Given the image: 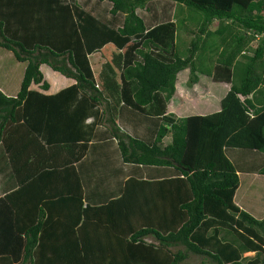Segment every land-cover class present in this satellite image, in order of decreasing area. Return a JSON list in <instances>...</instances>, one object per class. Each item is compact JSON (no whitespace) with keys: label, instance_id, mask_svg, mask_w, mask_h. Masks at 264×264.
<instances>
[{"label":"trees","instance_id":"16d2710c","mask_svg":"<svg viewBox=\"0 0 264 264\" xmlns=\"http://www.w3.org/2000/svg\"><path fill=\"white\" fill-rule=\"evenodd\" d=\"M110 43L129 45L115 109L113 84L98 85L89 60ZM15 63L25 66L16 79ZM43 64L76 83L31 90L50 87ZM188 68L191 85H230L218 111L169 112ZM14 124L36 138V162L9 152ZM0 152V264H56L48 238L64 212L73 228L59 264H264L262 187L251 183L264 180V0H0ZM248 181L257 197L240 192ZM27 207L31 219L15 216ZM133 216L142 225L127 231Z\"/></svg>","mask_w":264,"mask_h":264},{"label":"rangeland","instance_id":"374dc122","mask_svg":"<svg viewBox=\"0 0 264 264\" xmlns=\"http://www.w3.org/2000/svg\"><path fill=\"white\" fill-rule=\"evenodd\" d=\"M192 26V25H191ZM194 27V26H193ZM158 32V29L155 28L153 29L152 31L149 32V34L153 35V34H156ZM180 33V32H179ZM182 38H185L187 41L191 40V35L189 34V32H183L182 31ZM180 35V34H179ZM194 36V35H193ZM133 45H131V48H132ZM135 48L139 47L140 44H136L134 45ZM115 48L114 51H112V53L109 51L111 49ZM116 51V52H115ZM120 51L119 49H117L114 45H110L108 47V49H106L105 52H100L98 53L96 51L95 54L92 55L91 57V60H92V65L94 67V69L96 70V75H97V79H99V83L103 82V80H105L106 78L109 79V81L113 84L114 88H113V94H107V97L110 98V101L114 107V109L120 105V101H122L124 99V80H123V76H122V73H123V70L124 68L127 66V62L126 60L123 59V56L120 55ZM98 53V54H97ZM214 55L216 54H213V53H210L209 51L206 52L205 54V59L207 58H213ZM100 66V69L97 70V67ZM24 68L25 66L22 64V65H19L18 63H15V64H11L9 65V72L11 73L12 77H14V79L18 78L19 76V73L22 72L23 74V71H24ZM184 73H186L185 71L181 73V75H183ZM201 79L200 81L205 84V87L204 85H201L200 83H198L199 85H201V89L204 87V90H203V94L206 92V91H213L214 94L215 92H224L226 91V88L224 86V84H219V83H211V80L208 78V77H205V76H200ZM189 78V71L188 73H186L185 75L181 76L180 77V80H184L183 82L186 81V79L188 80ZM13 79V80H14ZM46 79V77H45ZM62 77L60 75H56V79L55 81L52 80V84H53V88L55 90H59L60 88V85H61V80ZM182 82V81H181ZM98 83V85H100ZM182 89V88H180ZM201 89H198L201 90ZM187 90V89H185ZM193 91V90H192ZM192 91H189L187 92L186 96H187V100L185 99V105L184 107L185 108H188V107H192L193 105H191L190 103H187L188 101V98L189 96L191 95ZM190 93V94H189ZM182 94V93H181ZM216 94L214 95L215 99H216ZM204 97H206V95H204ZM219 97H222L220 96L219 94ZM218 97V99H219ZM185 98V97H183ZM213 99V101H204L203 102V98L198 99V105H197V108L200 109V112H196V111H191L193 113H202V115H208V114H211V113H214L218 110L220 104H216V100ZM218 102V101H217ZM190 104V105H189ZM178 103L175 104V108L178 107ZM217 105V106H216ZM218 107V108H217ZM183 108V107H182ZM199 109H197L199 111ZM169 110V109H168ZM170 111H177L176 109H171L169 110ZM184 112V111H183ZM180 114V113H178ZM181 114H183L181 112ZM187 115V114H185ZM191 115V114H189ZM21 133H19V135H15V137H17L18 139L21 138ZM257 179H259L257 181L258 185H260L262 187L261 189V193H262V196L260 198H263V201H264V180L263 178H254L252 177L251 178V183H253L254 181H256ZM249 181L246 183V184H243V186L240 188V192H244V191H247V193L249 194V197L255 193V197H257V192H259L257 189L255 188H252L251 191H249L246 187H248L249 185ZM47 185V184H46ZM239 194V193H238ZM238 198H237V203L238 204H242V206L246 209V211L248 212H251L253 214H256L255 213V210L253 208V205L251 203L252 200L254 199H250V198H244L243 197V200H241L240 198V195H238ZM260 195V194H259ZM259 198V199H260ZM256 203H260V201H255ZM259 204H257L256 206H258ZM64 215H60V218L64 219L65 217V221L60 223V222H57V225H56V230H54V235H52L50 238H48V247H49V255H51L50 257L55 261L56 264H59L60 262V257L61 255L63 254L64 255V252H65V249L68 248L67 245H66V239L64 237V233L67 232V231H70L72 228H73V221L71 219V216H69L67 213H63ZM66 214V215H65ZM123 216H126L128 217L127 213L123 214ZM60 223V224H59ZM127 231H130L133 229H139L142 225V222L141 221H137V219L133 216L131 218V222L129 224ZM112 228V227H111ZM113 230V229H111ZM55 235H57L55 237ZM71 240V239H70ZM145 246L149 245V244H158L157 240L154 239L153 237H147L145 238ZM177 249H174V248H171L170 251L171 252H175ZM143 252V250H142ZM141 252V253H142ZM255 255V252H248V253H245L244 256L245 257H253ZM144 259V258H143ZM141 259V261H139L137 264H144V260ZM188 261L192 262L193 264H201V262H208L206 261V259L204 257H201V256H195V255H191L189 258H188Z\"/></svg>","mask_w":264,"mask_h":264},{"label":"crops","instance_id":"0c3cea01","mask_svg":"<svg viewBox=\"0 0 264 264\" xmlns=\"http://www.w3.org/2000/svg\"><path fill=\"white\" fill-rule=\"evenodd\" d=\"M171 22H173V23H176L177 22V19H176V17H174L173 18V20L171 21ZM217 28H218V23L217 22H214L210 27H209V29L211 30V31H217ZM178 32V31H177ZM190 35H191V40L196 36L194 33H189ZM194 35V36H193ZM206 35H203V37H205ZM178 39V38H177ZM185 39V38H184ZM191 40H189V42H191ZM112 43H110V44H107L105 47H103L102 49H100V50H97V52L98 53H100V52H105L106 51V49H108V47L111 45ZM190 44V43H189ZM113 45V44H112ZM129 46V45H128ZM125 47L124 49H122L121 51H120V55L121 56H123V59L124 60H127V50L129 49V47ZM109 49H111V48H109ZM114 49L115 48H113V49H111V50H109L111 53H112V51H114ZM221 50H222V48H221ZM116 52V51H115ZM210 53H213V54H216V52H211V51H209ZM219 52H221V51H219ZM96 53V51L93 53V54H95ZM97 53V54H98ZM93 54H91L90 56H89V60H90V63H92V60H91V57H92V55ZM93 64V63H92ZM91 64V67H92V69H93V72H94V74H95V78H96V80H97V83H99V79H97V75H96V70L94 69V67H93V65ZM100 69V66L99 67H97V70H99ZM41 71H42V73H43V75H44V79H45V77H46V81L49 83V89L48 90H45V89H43L42 87H41V84H35V83H33L32 85H31V87H30V89L31 90H34V91H37V92H40V93H43V94H46V95H52V94H56V93H58V92H60L61 90H63L64 88H67V87H69V86H71V85H73V84H75L76 83V81L74 80V79H72V78H69V77H66V76H64V75H62L61 73H59V72H57V71H55L54 69H52L49 65H47V64H43V65H41ZM186 73H188V71H189V78H190V69L188 68V69H185L184 70ZM184 71H182V72H184ZM182 72H180L179 74H178V78H177V82H176V92H175V95H174V98H173V100H172V102H171V104L169 105V110H171V109H176L177 111L175 112V111H170V112H173V113H175L177 116H179V117H184V116H188L189 114H191V115H194V114H199V113H193V112H191V111H196V112H200V107L199 108H197V105H198V99H199V97H200V99L201 98H203V102L204 101H206V102H208V101H213V99H215V97H214V95L216 94L217 96H216V104L218 103V104H220V106H219V108H218V110L221 108V100H222V98L227 94V92H228V90H229V88H230V85L229 84H227V83H219V84H224V86H225V88H226V91H224V92H215V94H214V92L213 91H206L204 94H203V90H204V87H205V84L203 83V81L201 82L200 80L198 81V83H200L201 85H204V87L201 89V85H199L198 83H195V84H189V78H188V80L186 79V81L185 82H183L184 80H180V77L181 76H183V75H185L186 73H184L183 75H181V73ZM56 75H60L61 77H62V79L60 80L61 81V85H60V88H59V90H55L54 88H53V84H52V80L53 81H55V79H56ZM122 76H123V73H122ZM209 78V77H208ZM200 79H201V77H200ZM210 80H211V83H216V82H214V80L210 77L209 78ZM182 81V82H181ZM180 88H182V89H180ZM185 89H187V90H185ZM198 89H201V90H199L198 91ZM193 90V91H192ZM189 91H192V93H191V95L189 96V98H188V101H187V103H190L191 105H193L192 107L190 106V107H188V108H185L184 107V105H185V99L187 100V96H186V94H187V92H189ZM182 93V94H181ZM190 94V93H189ZM219 94H220V96H222V97H219ZM204 95H206V97H204ZM183 97H185V98H183ZM218 97H219V99H218ZM218 101V102H217ZM122 103V102H121ZM176 103H178L179 105H178V107L177 108H175V104ZM189 104V105H190ZM217 104V105H218ZM216 105V106H217ZM199 106V105H198ZM183 107V108H182ZM197 109H199V111L197 110ZM217 110V111H218ZM184 111V112H183ZM181 112L183 113V114H181ZM178 113H180V114H178ZM185 114H187V115H185ZM199 115H202V113H200ZM22 129H24V130H22ZM7 134H6V139L4 140V142L7 144L6 146H8V148H9V152H10V150H11V146H12V151H13V149H16V150H18V149H23L24 151H26V153H27V159L31 162V163H34V162H36L35 160H38V158L39 157H34L33 155L34 154H36V145L35 144H33L32 146H30V144H29V146H28V140H32V141H34V142H36V138H27L26 139V133H28V130L26 129V128H24V127H20L19 125H16V124H14V125H10L7 129ZM27 131V132H26ZM6 132V131H5ZM19 133H21V134H23V135H21V138L20 139H18L17 137H15V135H19ZM25 133V134H24ZM9 134V135H8ZM8 136H9V139H8ZM26 140V142H24L23 140ZM171 141H172V134H168L165 138H164V143L165 144H170L171 143ZM8 142H10L11 143V145H9L8 144ZM37 142H38V140H37ZM23 143H25V144H23ZM27 143V144H26ZM38 148V147H37ZM2 152H0V154H1ZM41 153V152H40ZM42 156L43 157H45L46 158V156L45 155H43L42 154ZM41 156V157H42ZM26 161V160H25ZM30 163V164H31ZM73 165H75V164H73ZM32 166V165H31ZM72 168H74V167H72ZM71 168V169H72ZM67 171H68V168L66 169ZM152 172V173H151ZM143 177H150V178H154V179H157V180H161V179H164V178H161V175L157 172V171H154V170H151V169H148V170H145L144 172H143ZM149 174H151V176H149ZM154 174V175H153ZM92 193H93V191H92ZM44 200V199H43ZM93 204V203H92ZM94 204H95V202H94ZM37 206V205H36ZM29 208L30 209H32V204H30L29 205ZM23 212H25V214L27 215V217L29 218V219H31L32 218V216H29L30 214V212L28 211V207L27 208H25V210H23V209H20L19 210V212H16L15 211V216L16 217H20V214H22ZM3 218L4 217H2L1 218V214H0V224H3L4 225V222L2 221L3 220ZM25 218V217H24ZM23 218V219H24ZM25 220V219H24ZM131 222V220L129 221V223ZM128 223V221H125V223H124V225H123V228H127V224H129ZM128 229V228H127ZM132 230H133V228H132ZM132 230H130V231H132Z\"/></svg>","mask_w":264,"mask_h":264},{"label":"clouds","instance_id":"9594fccd","mask_svg":"<svg viewBox=\"0 0 264 264\" xmlns=\"http://www.w3.org/2000/svg\"><path fill=\"white\" fill-rule=\"evenodd\" d=\"M122 103H123V101H122ZM122 103H121V104H122Z\"/></svg>","mask_w":264,"mask_h":264}]
</instances>
